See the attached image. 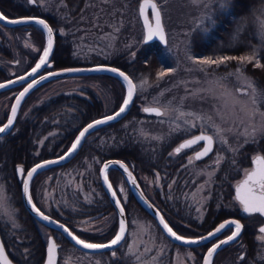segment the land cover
<instances>
[{"label": "rangeland", "instance_id": "374dc122", "mask_svg": "<svg viewBox=\"0 0 264 264\" xmlns=\"http://www.w3.org/2000/svg\"><path fill=\"white\" fill-rule=\"evenodd\" d=\"M22 1L26 3L27 0ZM128 1L129 0H85L79 12L74 16L64 15L58 10L61 0H35V3L32 4L37 9L36 15H40L38 11L41 13H49L55 16L56 19L59 18L63 21L61 27H55L56 31L62 35H68V38L72 41V53L80 60L76 65H86L91 64L88 62L93 57L99 58L97 59L98 62H94L99 63L102 59L108 60L112 55L121 51H125V54L130 56L134 50L133 46L141 41V25L139 23L136 26V23L139 21L136 12L137 0L133 5L129 4ZM156 3L161 11V19L165 28L167 43L164 44V50L172 55L171 59L173 58V62H170L169 67H162L159 71L168 72V69L173 70L175 67L178 68L180 77L176 83H171V80L166 83L167 80L163 77L161 79L162 81L159 80V84L152 85L154 89L150 88V84L141 87L140 83L142 80H140V82H135L137 86L136 90L139 91L140 97V100H136L138 111H140L142 115H148V118H151V122L143 118L142 115L138 117L130 116L122 120L120 126L124 127V129H126L127 126L135 129V133L132 134V136H137V138L140 139L141 145L143 146L141 149L142 151L148 146L146 143L149 142V144H151V140L152 142L157 141V146L158 142L161 143L169 137H174L173 135H176L177 141L182 136L194 131L203 130L211 135L214 134V129L210 127L209 124H206L204 119L196 121L194 117L187 115L181 117V112L198 114L204 118L211 117L212 122L215 124L224 129H232V131L225 133L228 143L215 142L213 151L200 162L193 161L189 163V157H192V153L189 152V150L185 151L181 159L178 158L179 154L170 155L176 148L175 143L169 152V160L166 161V166L170 165V167H175L176 170L184 166L185 168L182 170L186 171L191 182H195V184H193L194 187H192L191 183L190 191L185 197L189 199L186 202L181 201V207L185 213L198 214L203 212V205L207 203L210 196L216 193L214 203L215 201L216 203L218 202V198L221 200V187L219 188L214 180L216 170L224 160L228 162L227 165L232 163L236 164L237 149L241 144L245 143V137L240 134L245 125H241L240 121H246L247 117L240 111V105H238L235 110L232 109L233 101L231 99L218 98L220 97V90L216 87V81L223 77L228 87L233 89L235 87H242L243 85L237 81L234 75H228L235 71L237 67L236 61L228 62L227 66L222 69L220 67H213L202 71L201 68L203 66L193 63L192 60L188 59L189 56L194 58H214L220 55H229L223 53L212 56L192 55L191 51L186 48L189 30L193 27H197L201 17L205 14H211L212 16L215 6L217 5L219 7L218 3L212 7V0H200L198 3H194L193 0H156ZM205 5H207V7H205ZM147 13L149 14V11H147ZM123 24H128V30L130 31L129 34L123 37L124 39L122 36H119V31ZM207 24L208 22L205 21L204 24L198 28L205 30ZM1 30L4 31L8 40L12 42L10 31L6 29ZM16 30L17 28L15 31ZM25 33L26 34L19 36L22 46L25 48L23 51L28 48L27 46L31 47L32 50H36L33 34H31L30 29ZM12 51L11 57H8L6 60V68L9 75L19 71L21 72L29 64L27 54L20 52L21 50L13 45ZM229 63L231 65H229ZM177 83L180 84V91L178 94H176L175 89H173ZM80 87L90 89L101 99L103 113L111 111V91L101 83L99 78L70 75L50 79L36 85L31 93L30 90L22 98L18 115L21 118H26L30 109L45 98L58 92H69ZM6 95L7 94L0 95V113L7 108V104L11 98L10 96L7 99ZM241 100L248 101V97H241ZM147 104H156L160 107L162 112H166L167 114L161 116L145 114L141 111V106ZM1 116L2 115H0V118ZM255 119L259 122L264 120V116L258 115ZM185 120L188 121L187 124ZM193 124L195 126H192ZM130 129L128 128V130ZM47 131H45L41 137L36 138V152H38V150L40 151V146L45 145L47 138H49V135L54 134L55 130L53 131V129L50 128ZM233 149H236V151H233ZM255 152L262 151H253L251 154ZM57 153L58 152L55 154ZM220 157H222V160L219 165H217L215 161ZM245 168L246 167H243L240 170V175L244 172ZM85 170H88V167H76L70 162L66 165L52 167L38 174L36 178H34L36 185H34L35 194L31 195L33 201L42 209H51V211L55 212L59 217H63L62 208H74L75 205L72 202V198L79 200L74 202L76 208L82 203H90L93 192L95 195L96 193H100L91 185L89 179L85 177L80 178L79 173L83 175ZM91 170L90 168V171ZM138 177L146 192L155 196L153 188L158 186L155 184V181H159L160 173L156 172L152 175H148L141 172L138 173ZM236 179L232 180L231 184H233ZM115 180L118 183L117 185L120 186V189H122L121 192L124 195L125 183L123 178L117 176ZM170 180L171 179H168L167 185L170 184ZM9 192V184L2 179L0 173V198L5 202L4 207L0 208V223H3V225L9 224L12 219L14 199H12ZM183 196L184 195L180 194L179 198H183ZM169 205L171 208L175 207L176 213V209L179 207L177 203H175V201H169ZM221 205H223L222 200L220 206ZM215 206H217V204H215ZM86 211L89 210L85 209L81 212L84 213ZM131 212L132 213L126 216L128 217L126 234L115 251V259H122L126 264H193V255L189 249L178 248L176 245H171L156 229L155 224L149 218H146L145 215L135 209ZM98 213H100V211L78 216L77 222L81 224L80 226L82 228H85L88 223L90 225L99 223L97 228H105V226L109 224L110 218H112L110 212L101 214L96 220L86 222L83 221L86 219H82L88 215L90 218L91 214L95 215ZM44 231L45 238L50 232L48 229H44ZM129 245H132L131 251L129 250ZM113 252L114 251H110L106 254L101 252L89 253L77 250L73 246L66 245L58 249L57 257H59V259L56 262L57 264H112L111 257L113 256ZM260 253L264 256V244L260 247ZM237 260L240 259L236 252L229 253L227 251H221L213 258L212 263L235 264L234 262Z\"/></svg>", "mask_w": 264, "mask_h": 264}, {"label": "trees", "instance_id": "16d2710c", "mask_svg": "<svg viewBox=\"0 0 264 264\" xmlns=\"http://www.w3.org/2000/svg\"><path fill=\"white\" fill-rule=\"evenodd\" d=\"M84 1L61 0L58 10L64 15L74 16L79 12ZM128 2L133 5L136 0H129ZM215 4L212 0L211 7ZM36 10V7L27 1L25 3L22 0H0V12L7 16L37 14ZM261 10H264V0H228L226 7L223 9L216 5L212 15L215 21L214 24L208 23L205 30H201L198 27H193L189 30L186 42L187 50H190L192 55L212 56L223 53L240 56L250 53L252 48H256L259 55L264 57V37L260 34L257 21V16L261 13ZM38 14L49 22L53 27L54 33V44L49 58L50 64L45 69L78 64L80 60L72 53V41L68 38V35H62L55 29L56 26L61 27L63 21L59 18L56 19L55 16L49 13L38 11ZM139 23L138 21L136 26ZM16 28L17 30L15 31ZM128 28V24H123L120 28L119 36L123 38L129 34ZM1 29L10 31L12 42L1 32ZM28 29L33 34L36 50H32L31 47L27 46L28 48H26L27 51L25 50V52L19 36L26 34L25 32ZM237 29H239L238 33ZM43 37L42 30L34 22L12 26L0 24V48H3H1L2 54L6 55L7 58L11 57L13 53L12 45L17 47L21 50L20 52L28 56L29 64L26 67L38 56L43 46ZM133 47L134 50L130 56H127L125 51H121L112 55L108 60L102 59L101 62L113 64L123 69L134 83L147 78L150 88L154 89L152 85L160 83L157 80L158 71L162 67L170 66V62H173V58L171 59L172 55L168 54L164 50V45H161L156 40L148 43L139 41ZM97 59L99 58L93 57L88 63L98 62ZM261 63L264 64V59L261 60ZM229 65L231 64L229 63ZM225 66L227 64L220 66V68L222 69ZM244 74L256 82L260 91H264V68H254L252 64H248L244 69ZM0 75L2 78L9 76V74L5 75L3 72ZM82 76L99 78L101 83L111 91L110 103L112 108L110 110L118 105L123 94V84L117 76L107 72H94ZM164 77L167 80L166 83L170 80L171 83H176L180 77L178 68L174 67L173 71ZM173 89L178 94L180 84H175ZM33 90L34 88L31 89L30 93ZM136 100H140L138 90L134 93V99L129 109L122 117L95 127L84 137L75 154L67 162L61 165L57 164V166H62L72 162L76 167H88V170H85L83 175L79 173L80 178L89 179L91 185L100 190L101 198L98 201H92L94 196H96L93 192L90 203H82L78 205V208H76L74 202L79 200L72 198V202L75 205L74 208L64 209V215L61 217L63 218L61 220L70 228L78 230L75 226L78 216L98 211H100V214L105 212L113 213L112 206L101 191L97 174L98 165L105 158L117 157L131 163L136 177L141 172L149 175L159 172L167 174L168 178L171 176L172 178L169 179L175 181V183L179 180L176 172L173 170L164 172L161 168L169 160V152L177 139L176 135L163 140L161 143L158 142L157 146V141L152 142L151 140V144L149 142L146 143L149 147H144L145 149L142 151L143 146L140 139L137 136H132L135 133V129L130 126L124 129V127L120 126L122 120L130 116L138 117L142 115L138 111ZM18 110L19 107L7 139L0 140V173L2 179L8 182L9 194L14 199L12 219L9 224L3 225V223H0V238L5 252L15 263L39 264L43 257L44 229L46 226L34 219L22 206L19 200L18 181L13 172V165L16 162H21L24 166H27L39 158L61 152L85 121L103 114V111L101 99L86 87H80L69 92H58L45 98L30 109L26 118L19 117ZM261 110L264 111V105H261ZM142 116L151 122V118H148V115ZM50 128L53 131L55 130L54 134L49 130L52 135H49L45 145L40 146V151L36 152V138L41 137ZM128 128L131 129L128 130ZM253 151H264V138L257 137L256 142L241 144L237 149L236 164L227 165L228 162L224 160L217 168L214 180L218 187H221L223 197H226L231 192L230 183L240 175V170L249 165L250 154ZM51 168L46 167L45 169L49 170ZM90 168L92 169L91 171ZM46 170H38L37 173L41 174ZM110 170L115 173V176L121 177L116 169L109 168ZM168 178L161 177L160 179L166 180ZM137 180L139 181V177H137ZM33 181L34 177L31 178V182ZM124 190L125 198L122 200V206L125 215L128 216L133 209L145 213L138 203L133 200L127 187ZM215 198L216 193L209 197L210 205L213 204ZM161 206L163 210H166L167 205ZM85 208L89 211L81 212ZM166 211L168 212L169 209ZM54 216L57 217L56 214ZM59 238V249L69 244L64 237L60 236ZM229 253L233 252L230 251ZM114 262L118 264L124 263L122 259H112L111 263Z\"/></svg>", "mask_w": 264, "mask_h": 264}, {"label": "snow or ice", "instance_id": "6c2138e0", "mask_svg": "<svg viewBox=\"0 0 264 264\" xmlns=\"http://www.w3.org/2000/svg\"><path fill=\"white\" fill-rule=\"evenodd\" d=\"M193 2L198 3L200 2V0H193ZM213 2L218 3L220 8L223 9L226 7L228 0H213ZM28 3L29 4L35 3V0H28ZM205 7H207V5H205ZM149 9L151 11V21L149 20V16L146 14ZM139 13L144 20L145 36L143 42L148 43L152 41L154 38H158L161 43L166 44L167 40H166L165 28L163 26L161 19V11L158 7V4L156 3V0H142V2L139 4ZM30 20H35L37 24L42 25L48 33L47 46L44 47L43 53L40 55V58L36 63L35 67H33L31 69V72L27 74L28 76H33L38 72V70L42 66L48 63V57L52 51L53 29L49 27V25L42 19L29 17L18 20H9L6 16L0 14V21H6L7 23H11V24L26 23ZM205 21H207L209 24L215 23L211 14H205L204 16L201 17L197 27L203 25ZM257 21L259 23L260 34L262 37H264V10H261V13L257 16ZM238 32L239 29H237V33ZM188 59L192 60L193 63L203 66L201 68L202 71L204 69H210L213 67L218 68L221 65H226L228 62L231 61L237 62V67L235 68V71L233 73H229L228 75L229 76L234 75L237 81L243 86L235 87L234 89L229 88L227 83L224 82L225 78L222 77L218 81H216V87L217 89L220 90V97L218 98L231 99L233 101L232 103L233 110H235L238 105L241 106L240 111L243 112L247 117L246 121L245 120L240 121L241 125H245L243 127L242 132L240 133L242 136L245 137V143L256 142L257 137L264 138V120L257 122L255 119V117L258 115L264 116V111L261 110V105H264V91H260L256 85V82L253 79L244 75V69L248 64H252L254 68H264V64L261 63V60L264 59V57H261L259 55L258 50L256 48H252L250 53H246L240 56L220 55L214 58L213 57L194 58L192 56H189ZM101 70H107L114 73H118V75L122 77L127 84V95L124 97L123 103L120 106L119 111L116 112L115 115L105 116L103 119L95 120L92 123L88 124L82 131H80L79 135L76 136L75 141L72 143L71 147L64 154V156L59 157L60 160L65 159L73 152H75L77 147L80 145L82 138L85 137L86 133H88L90 129H93L97 125L106 123L120 116L122 113L125 112L127 106L132 101L133 94L136 92L137 89V86L133 83V80L124 72L119 71V69L116 68L103 69L98 67L95 69H87V71H101ZM65 71H81V70L65 69ZM171 71L173 70L168 69V72L159 71L157 73V80L162 79L165 75L169 74ZM48 75L53 76V75H57V73H49ZM18 79L24 80L25 77L21 76ZM44 79H46V77L44 76L40 77V80H44ZM12 82L13 81H9V83ZM36 83H38V81L33 79L32 83L28 84V87L24 88V91L21 92L16 97V104L12 105L11 115L8 116L7 122L4 123L2 126H0V136H2V134L6 133L12 127L14 118L16 116V110L20 103V100ZM147 84H148V79L145 78L141 81L140 86L143 87L144 85ZM4 86H5L4 84H0V88H3ZM244 96L248 97V101L241 100V97ZM143 111L146 113L155 114L157 116L167 114L166 112H162L161 109L158 107H145ZM184 115L194 117L196 121H200L204 119L205 123L209 124V126L214 129V134L209 135L207 134V132L202 130L199 135L193 136L192 138L184 140L182 143H180L173 150V152L170 153V155H178L186 149H192L194 148V146L203 143V147L200 148V150L195 151L192 157H189V163H192L193 161H198L208 156L209 153L213 151V145L215 142L219 141L220 143H224V144L228 143L225 137V133L232 131V129H224L223 127L215 124L214 122H212L211 117L204 118L198 114L183 113V112L180 113L181 117H183ZM185 123L187 124L188 121L185 120ZM192 126L195 125L193 124ZM233 151H236V149H233ZM221 160L222 157L218 158L215 161V163L219 165ZM56 162L58 161L46 160L41 164H36L30 170H27L26 178L23 181V192L24 195L28 198V203L32 205V211L46 221L49 220L50 218L44 215L33 204L32 198L31 196H29V180H31L33 174L36 173L38 169L45 167L48 164H52ZM111 163L119 164L120 167L123 168L124 171L128 173V177L131 180V182L133 184L135 183V180L132 179L131 172H129L128 168L122 162L119 161H112L104 164V166L100 169L102 175H104L105 170L109 167V164ZM252 165L253 166L250 170H245L244 179L241 180L240 183L236 185L235 199L241 205L244 213H247L249 215L258 213L259 215L264 216V155L257 154L253 156ZM16 172L24 174L25 169L17 166ZM104 183L108 186L109 192H111L112 196L115 198L116 193L113 191L112 185L109 183L108 177L106 175L104 176ZM4 203L5 202L3 201V199L0 198V208L4 207ZM116 204L117 207L120 208V215L123 216L124 209L123 207L120 206V201L117 200ZM157 215L159 216V213H157ZM160 224L163 226L167 234L170 237L174 238L175 240L182 241L185 244L198 243V241L196 240L185 239V237L177 235V233L173 231V229L169 227V225L165 222L162 216L160 217ZM60 227L63 228L64 232H66L68 236L71 237V239L75 242L76 245H79L82 248L89 250H101V249L113 248L124 239V235H125V224L123 220H121L119 231L116 233L114 238L111 239L108 243H90L74 235L71 231H69L68 228L64 227V225H60ZM226 227L231 231V235L227 236L226 239L221 240L219 244H213L212 247L208 249L207 255L204 257V264H211V259L213 254L221 245H225L236 240L241 234L243 225L238 220H226L224 223L220 224L219 227H217L214 232H209L208 236L209 237L214 236L216 233L221 232V230L225 229ZM259 233L260 236H258V240H260V242L264 244V226H261L259 228ZM201 239H206V237H201ZM131 249H132V245H129V250L131 251ZM47 252H48V257L46 264H56L55 261L56 245L55 243H53L51 239H49L48 241ZM112 255L115 256L116 253L113 252ZM243 258L244 257L241 256V259ZM261 259H264V257H261ZM0 264H11L8 257L5 255V249L3 245H0Z\"/></svg>", "mask_w": 264, "mask_h": 264}, {"label": "flooded vegetation", "instance_id": "af4514ba", "mask_svg": "<svg viewBox=\"0 0 264 264\" xmlns=\"http://www.w3.org/2000/svg\"><path fill=\"white\" fill-rule=\"evenodd\" d=\"M1 32L4 34V31L1 30ZM0 43H1V41H0ZM1 48H0V50H1V53H0V74L3 72L5 75H7L8 74V71H7V68H6V66H7V61H6L7 60V57H6V55H3L2 54V49L3 48L2 49ZM21 72L19 71L17 73L12 74V75L5 76L3 78L0 75V81L1 80H4V79H6V78H8L10 76H13L15 74L21 73ZM21 85L22 84H19V85H16V86H11V87H6V88H0V95L1 94H7L6 95L7 96V99L10 96L12 98L13 94L15 93V91L19 87H21ZM11 98H10V100H11ZM9 103H10V101L7 104V108H5V110L0 113V115H2L1 116L2 119L0 118V124L6 118V114H7V110H8ZM20 103H21V101H20ZM20 103H19V105H20ZM14 121H15V118H14ZM14 121H13V123H14ZM9 130L6 133L2 134V136H0V140H6L7 139V135H8ZM195 132L196 131L191 132V133H188V134L182 136L181 138H179L177 141H175L176 147L178 146L177 143L179 142V140H181L182 138H184L186 136H189L191 134H194ZM175 144H173L172 147ZM201 145H202V143L199 144V145L194 146V148H192V149H186V150H189V152H191L192 153V156H193V152L197 148H199ZM214 145H215V143H214ZM214 145H213V148H214ZM186 150H184L183 152H181L179 154L180 156H178V158L181 159L183 157V155L185 154V151ZM170 151H171V149H170ZM61 152H59V153H61ZM59 153H57V154H59ZM57 154H51V155H48V156H53V155H57ZM48 156H45V157H48ZM42 158H44V157H42ZM39 159H41V158H39ZM204 159H205V157L203 159H201V160H198V162H200V161H202ZM35 161H33V162H35ZM67 161H65V162H67ZM33 162H31L30 164H32ZM63 163H60L59 165H61ZM16 164H20L23 169H26L30 164L27 165V166H24L21 162H16L13 165V172H14L15 178L18 181V194H19V200H20V180H21V177H22L23 174H20V178L17 177V175L15 173ZM53 166H57V165L45 166V167H42V168H40L38 170H46L45 169L46 167L51 168ZM98 167H99V165H98ZM109 168H111V167H109ZM109 168L106 169L107 177H108L109 182L112 185V188H113L114 192L116 193L118 199L122 203V200L125 198V195H123V193L121 192L122 189H120V186L117 185L118 183L115 180V178H117V175L115 176V173H113L111 170L109 172ZM161 168H162V170H164V172H168L169 170H173L174 172L177 173V177L179 178V180L176 182L177 184L175 183V181L170 180L171 181L170 184L167 185L168 179L169 178H172V177L170 176L168 178V175L167 174L160 173V178L161 177H164V178H168V179H166V180L159 179V181H155V184H157L158 186H155L153 188L154 189L153 192H154V195H155V196H153V195L147 193L146 190L143 187L142 182L137 180L138 175H137V177L135 176V174H134V172L132 170V165H131V171L134 174V176H135V178H136V180H137V182H138V184H139V186H140L143 194L146 196V198L153 205H155L157 207V209L161 213L162 217L164 218L165 222L169 225V227H171L173 229V231H175L178 235L185 236V237L198 236V235L203 234L206 231H208L217 222L221 221L224 218H227V217L235 218L236 220H238L243 225V228H242V231H241L240 236L236 240H234V241H232V242H230L228 244L221 245L216 250V252L213 254L212 259H211V264H213L212 263L213 258L215 256H217V253L218 252H221V251H227V252H230L231 251L233 253L236 252L238 254V257H239L240 260H237L236 262H234L235 264H249V263L250 264H264V259H261V257H264V256L260 253V247L263 244L260 242V240H258V236H260L259 228L261 226H264V216H261L258 213L257 214H251V215H249L247 213H244L243 210H242L241 205L235 199V197L232 195V189H231V192L226 197H223V194H222L221 200H222L223 205L220 206L221 200H219V198H218V202L217 203L215 201V203L213 202V204L210 205L209 204L210 199L208 198L207 203H205L203 205L204 208H203V212L202 213H198V214L197 213L196 214H190L188 212L185 213L183 211L180 203H181V201L186 202L189 199V198H185V197H186V195L190 191L191 183H192V187H194L193 184H195V182H191V180H189V176L187 175L186 171L182 170L183 168H185L184 166L179 167L177 170H176L175 167H170V165H167V166L164 165V166H161ZM38 170H37V172H38ZM37 172L33 174V177L34 178H36V176L38 175ZM118 173H119V171H118ZM97 174H98V169H97ZM119 175L121 176L120 173H119ZM234 182H236V180ZM124 183H125V181H124ZM233 184L230 183L231 187H232ZM34 185H36V182H34V181L31 182V180H29V196L35 194L34 193V190H35ZM99 185L101 187L100 181H99ZM125 187H127L126 183H125L124 188ZM127 189H128V187H127ZM98 191H100V190H98ZM101 191L105 194V192L103 191L102 187H101ZM128 191H129L131 197L133 198V200L136 201L135 198L133 197V195L131 194V192H130L129 189H128ZM180 194L181 195H184L183 198L182 197L179 198V195ZM105 197H106L108 203L110 204V202H109L106 194H105ZM100 198H101L100 194L96 193V196H94V199H92V201H98V199H100ZM169 201H175V203H177V205L179 206L176 209V213H175V207L174 208H171V206L169 205ZM20 202H21V200H20ZM32 202L41 211H43V212H45V213H47V214H49V215L57 218L59 221H61L62 223H64L62 221L63 218H61L59 216H57V217L54 216L55 215V212L51 211V209L45 210L44 208L43 209L40 208V206H38L33 201V199H32ZM215 204H217V206H215ZM138 205H139V207H141L144 210V208L139 203H138ZM161 205H167L166 206V210L169 209V211L167 212L166 210H163V208H162ZM85 209H83V210H85ZM112 209H113V207H112ZM63 210L64 209L62 208V212H63ZM144 212L145 213H142L141 212V214L145 215L146 218H149L155 224L156 229L161 233V235L166 240H168L170 242L171 245H176V247H178V248L179 247L180 248H187V249H189L191 251V253L193 255V260H192L193 264H200V260H201V256H202L203 251L205 250V248L212 241H214L215 239H217L219 237L225 236L229 232H231L226 227L225 229L221 230V232L217 233L216 235H214L211 239H209L206 242L199 243V244H195V245H183V244L176 243V242L170 240L159 229V227L155 223L154 219L145 210H144ZM95 215L94 214H91L90 215L91 216L90 218H89V215H88V216H85L82 219H86V220H83V221H86V222L92 221V220H96V218L99 217L101 214L98 213V214H95ZM111 215H112V218H110L111 220H110L109 224H107L105 226V228H102V227L97 228V226H98L99 223H97L96 225L95 224H91L90 225L88 223V224H86V227L85 228H82L80 226L81 224L78 223V222H76L75 223V226L78 229V230H76V229L70 228L65 223L64 224L76 236H78L79 238H81V239H83V240H85L87 242H103V241L107 240L108 238H110L111 235L115 232V229H116V216H115L114 210H113V213H111ZM125 218H126V229H127V218L128 217H126V215H125ZM42 224H44V223H42ZM45 226H46L45 229L46 230L48 229L50 233H48L46 235V237H45V240H44V243H43V249H44V245H45L47 236L51 235L53 237V239H54V242H56V244H57L56 249H57V253H58V249H59V246H60V238L59 237L60 236L64 237V236L59 231H57L56 229L51 228V227H48L47 225H45ZM67 241L69 242L68 246H73L77 250H82V249H79L78 247L74 246L69 240H67ZM118 245L114 246L113 248L99 250L97 252L98 253L101 252V253H105V254L108 253V252H110V251H114L115 252L117 250ZM82 251H85V250H82ZM85 252H88V251H85ZM93 252H89V253H93ZM241 256H243L244 258L241 259ZM112 259L115 260V256H112L111 257V260ZM112 264H115V262L112 263ZM122 264H126V262H124Z\"/></svg>", "mask_w": 264, "mask_h": 264}, {"label": "water", "instance_id": "95a60500", "mask_svg": "<svg viewBox=\"0 0 264 264\" xmlns=\"http://www.w3.org/2000/svg\"><path fill=\"white\" fill-rule=\"evenodd\" d=\"M28 1V0H27ZM142 2V0H138L137 1V6H136V10H137V15H138V18H139V21H140V25H141V30H142V36H141V40L142 42L144 41V36H145V29H144V20L143 18L140 16V13H139V4ZM34 4V3H33ZM149 11V15L148 13H146L148 16H149V20L151 21V11L150 9L148 10ZM0 14H3L0 12ZM4 15V14H3ZM6 16L9 20H18V19H23V18H29V17H33V18H36V19H42L44 20L48 25L49 27L50 24L48 23V21L40 16V15H35V14H22V15H16V16H7V15H4ZM28 22H35V20H30ZM27 23V22H26ZM0 24H3L5 26H12V25H18V24H22V23H18V24H11V23H7L6 21H0ZM37 24V23H36ZM43 31L44 33V45H43V48L39 54V56L37 57V59L27 68L25 69L24 71H22L21 73H18V74H15L13 76H10L4 80H1L0 81V84H4L5 86L3 88H6V87H11V86H15V85H18V84H22L21 87L14 93L11 101H10V104L8 106V110H7V114H6V118L4 119V121L0 124V126H2L4 123L7 122V119H8V116L11 115V109H12V105L13 104H16V97L24 91V88L28 87V84L32 83V80L35 79L38 81V83H36L34 86L38 85L39 83H42L46 80H50V79H53V78H57V77H63V76H70V75H82V74H89V73H94V72H107V73H110V74H113L115 76H117L120 81L122 82L123 84V87H124V94H123V97L120 101V103L118 104V106L116 108H114L113 110H111L110 112H107V113H104V114H101V115H98L96 117H93L89 120H87L86 122H84L79 128L78 130L76 131L73 139L71 140L70 144L65 148V150H63L61 153L57 154V155H53V156H48V157H44V158H41V159H38L36 160L35 162H33L32 164H30L26 169H25V173L22 175L21 177V180H20V200H21V203L23 205V207L25 208V210L31 214L36 220L44 223L45 225H47L48 227H51V228H54L56 229L57 231H59L67 240H69L74 246L78 247L79 249H82V250H85V251H89V252H93V251H99V250H89V249H84L82 248L81 246L79 245H76L75 242L71 239L70 236H68V234L66 232H64L63 228L60 227V225H64V227L68 228L64 223H62L61 221H59L57 218L41 211L34 203V205L46 216H48L50 219L49 220H43L40 216H38L35 212L32 211V205H30L28 203V198L24 195V192H23V181L24 179L26 178V172L27 170H30L31 168H33L36 164H41L43 163L44 161L46 160H51V161H58L56 163H52V164H48L46 166H49V165H54V164H59V163H63L65 161H67L69 158H71L74 153L76 152V150L78 149V146L77 149L75 150V152H73L71 155H69L68 157H66L65 159L63 160H60L59 157L61 156H64V154L68 151V149L71 147L72 143L75 141V138L76 136L79 135L80 131H82L88 124L92 123L93 121L95 120H100V119H103L105 116H113L115 115L116 112L119 111V108L120 106L122 105L123 103V99L124 97L127 95V84L126 82L123 80L122 77H120L118 75V73H114V72H111V71H107V70H101V71H87V69H95V68H103V69H108V68H116V69H119V71H122L124 72L126 75H128L123 69L115 66V65H112V64H108V63H91V64H86V65H66V66H60V67H54V68H51V69H48V70H45V71H42V69L46 66V65H49L50 64V61H49V58H50V55L51 53L49 54V57H48V63L44 66H42L38 72L36 74H34L33 76H28L27 74L29 72H31V69L33 67H35L36 63L38 62L39 58H40V55L43 53V49L44 47L47 46V43H48V33L47 31L44 29V27L40 24H37ZM153 40H156L158 41L161 45H164L163 43H161L159 41L158 38H154ZM53 44H54V35H53V32H52V49H53ZM65 69H80L81 71H65ZM49 73H57V75H53V76H49L48 74ZM21 76H24L25 79L24 80H19L18 78L21 77ZM41 76H44L46 77V79L44 80H40V77ZM129 76V75H128ZM130 77V76H129ZM131 78V77H130ZM9 81H13L12 83H9ZM33 86V87H34ZM32 87V88H33ZM31 88V89H32ZM134 96V94H133ZM133 99V97H132ZM132 102V101H131ZM131 102L129 103V105L127 106L126 110L124 113H122L120 116L116 117L115 119L113 120H117L119 119L120 117H122L128 110ZM145 107H158L160 108L158 105L156 104H147V105H143L142 106V111ZM144 112V111H143ZM146 113V112H145ZM148 114H151V113H148ZM112 121V120H110ZM109 122V121H108ZM107 123V122H106ZM105 124V123H103ZM101 125V124H100ZM99 126V125H97ZM96 126V127H97ZM94 129V128H93ZM93 129H90L89 132ZM201 131H198L194 134H191L189 136H186L184 138H182L181 140H179V142L177 143V145H179L180 143H182L184 140H187V139H190L192 138L193 136H196V135H199ZM87 134V133H86ZM209 134V133H207ZM210 135V134H209ZM83 140V138H82ZM81 140V142H82ZM81 144V143H80ZM203 147V143L202 145L197 148L195 151H198L200 150V148ZM194 151V152H195ZM194 152H193V155H194ZM257 154H260V155H263L261 153H254L251 157H250V167L247 169V170H250L252 168V158L253 156L257 155ZM112 161H119V162H122L127 168H128V171L131 172L132 174V179L135 180V183L133 184L131 182V180L129 179L128 177V173L124 171L123 168L120 167L119 164H115V163H111L109 164V167H113L115 168L116 170L119 171V173L121 174L122 178L124 179L128 189L130 190L131 194L133 195V197L135 198V200L144 208V210L154 219L155 223L157 224V226L159 227V229L172 241L176 242V243H180V244H183V245H195V244H199V243H203V242H206L208 241L209 239H211L213 236L209 237L208 236V233L209 232H214L215 229L217 227H219L220 224L224 223L226 220H236L235 218H232V217H227V218H224L222 219L221 221L217 222L212 228H210L208 231H206L205 233L203 234H200L198 236H193V237H185V239H189V240H196L198 241V243H195V244H185L183 243L182 241H177L175 240L174 238L170 237L167 232L164 230L163 226L160 224V217L162 216L161 213L159 212V210L157 209V207L155 205H153L147 198L146 196L143 194L134 174L132 173L131 171V163H127L125 161H123L122 159L120 158H117V157H108V158H105L103 159L100 164H99V167H98V178H99V181H100V184H101V187L103 189V191L105 192V194L107 195V198L111 204V206L113 207V210L115 212V216H116V229H115V232L113 233V235L108 238L107 240L103 241V242H90V243H108L111 239L114 238V236L116 235V233L119 231L120 229V223H121V220L124 221V224H125V232H126V218H125V213L123 214V216L120 215V208L117 207V204H116V201L119 200L117 195L115 196V198L112 196V193L109 192L108 190V186L104 183V176L106 174V170H105V173L104 175L101 174V171L100 169L104 166V164L106 163H109V162H112ZM17 166L21 167L20 164H16V167H15V173L17 175V177L20 178V174L21 173H17L16 172V168ZM245 174V173H244ZM244 174L237 180V182L233 185V194L234 196H236V185L238 183H240L241 180L244 179ZM109 181V179H108ZM110 183V182H109ZM114 191V190H113ZM120 201V200H119ZM120 206L122 207V204L120 202ZM157 213H159V216L157 215ZM69 229V228H68ZM69 231H71L69 229ZM73 233V232H72ZM74 234V233H73ZM217 234V233H216ZM215 234V235H216ZM75 235V234H74ZM178 235V234H177ZM231 235V232H229L227 235L225 236H222V237H219L217 239H215L214 241H212L206 248L205 250L203 251L202 253V256H201V260H200V264H204V257L207 255V252H208V249L212 247L213 244H219V242L221 240H224L226 239L227 236ZM181 236V235H180ZM201 237H206V239H201ZM49 239H51L53 241V243H55L56 247H57V244L56 242H54V239L51 235L47 236L46 238V242H45V245H44V249H43V257H42V260L39 264H46V261H47V257H48V252H47V248H48V241ZM0 245H3L2 244V241H1V238H0ZM101 250H104V249H101ZM5 255L8 257L9 261L11 262V264H17L15 263L13 260H11L9 258V256L7 255V253L5 252ZM57 259V249H56V252H55V261Z\"/></svg>", "mask_w": 264, "mask_h": 264}, {"label": "bare ground", "instance_id": "6f19581e", "mask_svg": "<svg viewBox=\"0 0 264 264\" xmlns=\"http://www.w3.org/2000/svg\"><path fill=\"white\" fill-rule=\"evenodd\" d=\"M49 82V81H48Z\"/></svg>", "mask_w": 264, "mask_h": 264}]
</instances>
